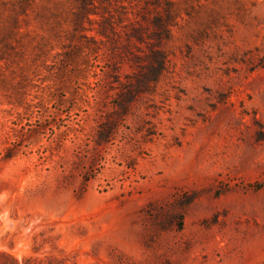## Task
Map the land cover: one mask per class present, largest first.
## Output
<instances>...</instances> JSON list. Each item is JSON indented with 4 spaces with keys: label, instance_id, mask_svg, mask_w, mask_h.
<instances>
[{
    "label": "rangeland",
    "instance_id": "1",
    "mask_svg": "<svg viewBox=\"0 0 264 264\" xmlns=\"http://www.w3.org/2000/svg\"><path fill=\"white\" fill-rule=\"evenodd\" d=\"M169 1L0 0V264H264V0Z\"/></svg>",
    "mask_w": 264,
    "mask_h": 264
},
{
    "label": "trees",
    "instance_id": "2",
    "mask_svg": "<svg viewBox=\"0 0 264 264\" xmlns=\"http://www.w3.org/2000/svg\"><path fill=\"white\" fill-rule=\"evenodd\" d=\"M78 2L79 12L81 18H91L92 15L100 18H110L112 11L117 7L121 9V16H127L128 13L124 11L121 5V0H76ZM136 4H133L136 9V15L140 18H150V12L153 8L163 5L165 14L163 16L155 15L152 18H174L173 7L174 3L169 0H136ZM139 1V2H138ZM130 2V0H129ZM116 9V10H117ZM157 28L160 30L155 38H144L142 36H135L139 42L145 43L149 50V60L141 68L139 76L137 77V82L141 85V88L148 87L151 83L156 82L160 77L164 65L165 57L163 53L156 49L158 45L170 39L169 27L166 21L157 20ZM96 33L100 37L108 38V32L106 28L101 26V28L96 30ZM164 33V34H162ZM166 33V34H165ZM150 39L156 44H150L147 40ZM131 40V39H129ZM130 44L126 47L127 50H130ZM129 95H132V92H129ZM126 107V106H124Z\"/></svg>",
    "mask_w": 264,
    "mask_h": 264
}]
</instances>
